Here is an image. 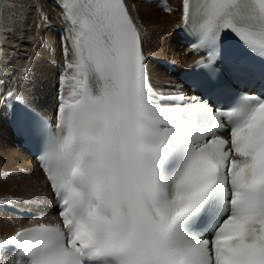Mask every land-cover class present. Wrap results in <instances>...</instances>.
Wrapping results in <instances>:
<instances>
[{
  "label": "snow or ice",
  "instance_id": "6c2138e0",
  "mask_svg": "<svg viewBox=\"0 0 264 264\" xmlns=\"http://www.w3.org/2000/svg\"><path fill=\"white\" fill-rule=\"evenodd\" d=\"M59 7L73 59L55 130L7 96L24 105L18 130L40 145L62 223L21 227L0 253L12 264H264V0H182L193 47L208 52L194 81L205 95L191 102L152 88L125 0Z\"/></svg>",
  "mask_w": 264,
  "mask_h": 264
},
{
  "label": "bare ground",
  "instance_id": "6f19581e",
  "mask_svg": "<svg viewBox=\"0 0 264 264\" xmlns=\"http://www.w3.org/2000/svg\"><path fill=\"white\" fill-rule=\"evenodd\" d=\"M126 1L142 32L146 52L181 59V46L172 40L179 15L165 14L136 0ZM0 3V37L4 47L0 66V203L5 200L16 204L19 198L34 197L44 187L32 161L12 145L13 139L5 126V98L8 92L15 91L23 100L38 107L45 105L55 93L57 69L62 64L60 52H65L66 43L69 53L72 48L65 39L69 35L61 36L54 30L61 24L59 11L51 0H0ZM151 73L154 79L171 80L154 65ZM22 168L29 169V173L20 174ZM28 224L0 214V239ZM10 261L7 254L0 253V264Z\"/></svg>",
  "mask_w": 264,
  "mask_h": 264
},
{
  "label": "rangeland",
  "instance_id": "374dc122",
  "mask_svg": "<svg viewBox=\"0 0 264 264\" xmlns=\"http://www.w3.org/2000/svg\"><path fill=\"white\" fill-rule=\"evenodd\" d=\"M169 41V40H168ZM13 227H14V225H13Z\"/></svg>",
  "mask_w": 264,
  "mask_h": 264
}]
</instances>
